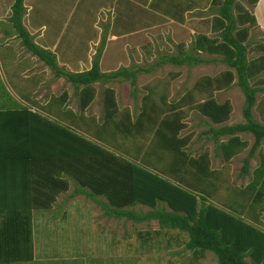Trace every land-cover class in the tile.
I'll return each instance as SVG.
<instances>
[{
  "label": "rangeland",
  "instance_id": "rangeland-1",
  "mask_svg": "<svg viewBox=\"0 0 264 264\" xmlns=\"http://www.w3.org/2000/svg\"><path fill=\"white\" fill-rule=\"evenodd\" d=\"M10 1L0 0L3 11L0 17V89L2 87L16 104L67 125L112 151L127 155L138 153L136 161L146 163V167L166 177L169 176L164 172L166 165L179 156L159 147L152 131L163 113L171 118V114L177 112L181 127L175 136L185 140L180 150L190 157L204 153L210 172L202 175L185 161L178 165L183 180L196 194L207 192V202L233 210L234 214L264 231V188L261 184L254 186L253 192L263 191V196L256 201L253 192L245 190L256 177L264 138L249 158L247 172L241 175L242 159L253 137L248 132L236 133L244 145L229 160H222L212 140L202 133L208 126L218 125L200 114L196 106L206 98L217 103L227 101L230 110L227 119L219 125L243 122L244 96L236 85L234 69L222 63L217 55L201 54L213 60L195 66H177L161 60L164 55L176 54L178 43L184 50L189 49L198 33L208 37L216 35L210 29L214 14L210 9L212 0H133L125 8L123 0H35L34 10L26 12L33 16L35 23H30L29 15L23 17L21 24L27 26L31 41L41 48L51 51L46 44L56 38L58 66L67 71H82L90 67L98 53L101 72L110 73L121 67L139 68L133 86L120 77L106 82L95 81L91 85L93 97L82 111L78 110L73 86L62 77H54L47 65L22 45L8 21ZM257 1L238 0L241 10L255 19L242 42L246 44V58L261 63L264 60V48H261L264 47V8L258 9L260 18L256 19ZM232 10L236 16V9L232 7ZM122 16L129 21L122 23ZM38 24L44 28L41 34L30 29H40ZM243 25L247 26L236 24V27ZM4 61L17 64L6 74ZM225 70L232 74L229 85L220 89H214L213 83L209 87L205 85V77L214 79ZM248 81L250 86L260 88L254 94L250 110L252 118L264 125V69L256 70ZM196 85L201 87L197 89ZM105 90L111 91L116 108L109 122L103 119ZM186 93L190 95L189 102L181 98ZM5 95L0 91V108L8 104ZM151 106L160 110V116L148 132L121 134L118 126L125 122L126 114L129 120L142 110L151 115ZM141 122L149 124L144 118ZM219 138L222 140L226 136ZM71 189L72 184L66 192L56 196L49 208L32 211V259L13 264H217L209 251L187 250L184 232L160 228L155 220L136 223L105 216L99 206L84 195L70 198ZM132 209L144 211L147 207L135 205Z\"/></svg>",
  "mask_w": 264,
  "mask_h": 264
},
{
  "label": "trees",
  "instance_id": "trees-1",
  "mask_svg": "<svg viewBox=\"0 0 264 264\" xmlns=\"http://www.w3.org/2000/svg\"><path fill=\"white\" fill-rule=\"evenodd\" d=\"M232 7L236 9V16ZM210 9L214 13L210 29L216 35L208 37L198 33L189 49L184 50L178 43L176 54L164 55L161 60L177 66H195L213 60L201 54L217 55L222 63L234 69L236 85L244 96L241 110L243 122L219 125L227 119L230 110L227 101L217 103L212 98H206L196 106L200 114L218 125H210L202 133L212 140L222 160H229L244 145L236 133L251 134L253 141L240 167L241 175H244L249 158L264 138V125L252 118L250 110L254 104V94L260 88L250 86L248 81L256 70L264 69V60L261 57L263 61L256 63L246 58V44L242 42L248 27L255 24V19L247 11L241 10L238 0H212ZM23 12L22 0H13L8 21L22 45L47 65L54 77H62L73 86L79 111L84 110L91 101V85L95 81L106 82L120 77L134 85L135 73L139 68L127 70L121 67L110 73L101 72L98 53L90 67L82 71H67L58 66L54 53L31 41L21 24ZM236 24L247 26L238 28ZM231 77V72L225 70L214 79L205 77L204 83L208 87L213 83L214 89H220L229 85ZM219 80L225 84L222 85ZM200 87L195 86L197 89ZM0 91L6 94L8 103L0 108V264L32 259V211L49 208L56 196L66 192L70 184V198L84 195L98 205L105 216L136 223L155 220L160 228L184 232L187 235L184 243L187 250L209 251L215 256L217 264H264V231L234 214L233 210L207 202V192L196 194L183 180L178 165L185 161L195 166V170L202 175L210 172L204 153L190 157L180 150L179 146L185 140L175 136L181 127L177 112H173L171 118L163 113L152 131L153 137L159 141V147L179 156L166 165L164 172L169 174L166 177L146 167V163L136 161L138 153L127 155L103 147L67 125L16 104L2 87ZM103 93V119L109 122L116 113L115 103L111 91L105 90ZM181 98L189 102L190 95L186 93ZM149 112L151 115L142 110L133 120H129L126 114L125 122L118 126L121 134L129 136L140 130L148 132L160 116V110L152 106ZM143 118L150 125L142 123ZM220 136L226 138L221 140ZM259 160L256 177L246 191L253 192L258 184L264 188V149L259 154ZM261 196L262 189L253 192L254 201ZM135 205L147 209L135 211L132 209Z\"/></svg>",
  "mask_w": 264,
  "mask_h": 264
},
{
  "label": "crops",
  "instance_id": "crops-1",
  "mask_svg": "<svg viewBox=\"0 0 264 264\" xmlns=\"http://www.w3.org/2000/svg\"><path fill=\"white\" fill-rule=\"evenodd\" d=\"M12 1L13 0H11L10 1V4L12 3ZM113 1V0H112ZM130 1H133V0H123V7L125 8L126 7V5H127V3L128 2H130ZM35 0H26V3H23V0H22V6H23V9H24V12H23V14H22V16H21V21L23 20V17H28L29 15L31 16V22L30 23H35V19L33 18V16L31 15V14H27L26 12H27V10H29L28 12H30V11H32V10H34V8L36 7V5H34L35 4ZM39 3V2H38ZM106 3H108V1H106ZM110 3V2H109ZM37 4V3H36ZM261 4L263 5V6H261ZM33 5V6H32ZM10 6V5H9ZM30 6H32V7H30ZM260 8V10L261 9H263L264 8V0H258L257 2H256V4H255V13H256V19H259L260 17H258V9ZM39 10H37L36 11V13L38 12ZM2 8H0V17L2 16L1 14H2ZM45 14H46V12L45 11H43ZM7 13V11H5V13L4 14H6ZM83 12H81V14H82ZM23 15H25V16H23ZM263 15H264V10H263ZM134 16V15H133ZM135 18H133V20H134ZM110 20H113V18L111 17L110 18ZM122 23H125V22H127V21H129V19L127 18V17H124V16H122ZM113 23H114V21H113ZM39 25V27H41L40 29H37V28H30L31 29V31H39L40 32V34H41V32H44V28H43V26H42V24H38ZM22 26L24 27V29L28 32V34L30 33L28 30V28H27V26H24V24H23V22H22ZM28 29V30H27ZM1 30V29H0ZM29 35H31V34H29ZM48 37V36H47ZM48 40H50V38L48 39ZM56 38H55V40L53 41V42H51L50 44H46V47L47 48H51V52L52 53H54V55H55V59H56V57H57V54L55 53V49L57 48V46H56ZM70 44V43H69ZM60 51H62L63 53H65V51H63V50H61L60 49ZM59 51V52H60ZM30 54H32L33 56H35L32 52H29ZM11 60H13V58L11 59ZM56 63H58V64H60V62L58 61V60H56ZM4 64V65H3ZM3 69H6V74H7V72H10L9 70H11V68H12V66H15V64H17V62H13V64L12 63H10V64H5V61L3 62ZM9 69V70H8Z\"/></svg>",
  "mask_w": 264,
  "mask_h": 264
}]
</instances>
